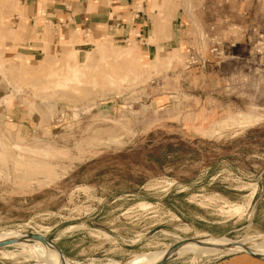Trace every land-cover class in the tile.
<instances>
[{"label":"rangeland","instance_id":"obj_1","mask_svg":"<svg viewBox=\"0 0 264 264\" xmlns=\"http://www.w3.org/2000/svg\"><path fill=\"white\" fill-rule=\"evenodd\" d=\"M150 3L166 53L137 64L116 56L136 44L60 47L0 0V244L19 241L0 264H157L220 238L165 264H264L243 252L264 255V0Z\"/></svg>","mask_w":264,"mask_h":264},{"label":"crops","instance_id":"obj_2","mask_svg":"<svg viewBox=\"0 0 264 264\" xmlns=\"http://www.w3.org/2000/svg\"><path fill=\"white\" fill-rule=\"evenodd\" d=\"M154 0H23L25 23L34 35L44 29H53V42L68 44L73 38L82 40L76 47L85 48L92 41L109 39L113 44H136L149 64L157 63L166 53V43L159 41L163 34V20L149 14ZM155 3V2H154ZM158 7V6H156ZM155 7V8H156ZM156 22V24H155ZM180 32V31H179ZM172 45H179V34L169 33ZM30 33L27 41L17 49L30 58L43 53L44 47ZM57 44V42L55 43ZM62 47L59 43L57 44ZM168 45V44H167ZM171 46V45H169ZM168 46V47H169ZM168 65V62L166 63Z\"/></svg>","mask_w":264,"mask_h":264},{"label":"bare ground","instance_id":"obj_3","mask_svg":"<svg viewBox=\"0 0 264 264\" xmlns=\"http://www.w3.org/2000/svg\"><path fill=\"white\" fill-rule=\"evenodd\" d=\"M131 46V45H130ZM75 52V51H74ZM74 52H72L71 53V55H70V52H69V56H71V57H73L74 55H72ZM121 53L120 54H117L116 56H118V58L120 57V60L121 59H126V60H128L129 59V57H130V55H134V56H136V58H137V60L136 61H134V62H137V64H139V62H138V56L139 57H141V55H140V50H136L135 48H130V49H122L121 51H120ZM75 54V53H74ZM61 55V54H60ZM59 55V57H62V55L60 56ZM68 56V57H69ZM75 56H76V54H75ZM74 56V57H75ZM17 57H19V56H17ZM58 57V58H59ZM122 57H124V58H122ZM126 57V58H125ZM128 57V58H127ZM46 58V57H45ZM48 58V59H47ZM47 58L46 59H44L45 61L46 60H50V58H49V56H47ZM116 58V57H115ZM135 58V59H136ZM15 59H17V58H15ZM117 59V58H116ZM116 59H115V61H116ZM18 60H20V59H18ZM61 60V59H60ZM59 60V61H60ZM118 60V59H117ZM48 61H46V62H48ZM125 61V60H124ZM20 62V61H19ZM45 62V63H46ZM50 62H52V61H50ZM50 62H48V63H50ZM111 62H112V60H111ZM126 62V61H125ZM130 62V61H129ZM44 63V62H43ZM42 63V64H43ZM52 63H54V62H52ZM58 63V62H57ZM60 63V62H59ZM83 63V62H82ZM112 63H114V62H112ZM117 63V62H116ZM54 64H56V63H54ZM74 64H76V65H74ZM72 66H71V68L73 67L74 69H70L69 67V69L71 70V74H70V77H68V79H70L71 78V80L72 79H79V81H80V79H81V77H84V75H85V70H86V68H88L87 66H89V65H87L86 64V68L84 67L85 65V63L83 64V65H81V67L80 66H78L77 64L78 63H74ZM129 64V63H128ZM133 64V63H132ZM70 65V64H69ZM126 65V64H125ZM66 66H68V65H66ZM65 67V66H64ZM82 68V69H80V68ZM141 67V66H140ZM139 67V68H140ZM44 68V67H43ZM43 68H41V70L43 69ZM69 69H67V70H69ZM85 69V70H84ZM121 69V68H120ZM123 69V68H122ZM44 70V69H43ZM72 70H74V71H72ZM114 70H116V69H114ZM139 70V69H138ZM91 71V70H90ZM137 71V70H136ZM141 71V70H140ZM134 72V71H133ZM134 74V73H133ZM25 75V74H24ZM111 75V74H110ZM114 76V75H113ZM108 77V76H107ZM124 77V76H123ZM141 77V76H140ZM85 78H86V76H85ZM110 78V77H109ZM90 80H91V76H90V78H89ZM94 79V78H93ZM64 80V79H63ZM82 80V79H81ZM113 80V79H112ZM138 80V79H137ZM89 81V80H88ZM120 81V80H119ZM144 81V80H143ZM77 81H75L74 82V85H75V83H76ZM116 82V81H115ZM122 82V81H121ZM58 83H60L59 82V80H58ZM57 83V84H58ZM77 83H81V82H77ZM90 83V82H89ZM144 83V82H143ZM67 84V83H66ZM71 85H73V83L71 84ZM82 85V84H81ZM68 87V86H67ZM82 87V86H81ZM74 88V87H73ZM76 88H77V86H76ZM72 89V88H71ZM78 89H79V87H78ZM227 205V204H226ZM238 207V206H237ZM231 210V209H230ZM226 241L225 239H223V238H220V239H212V240H205V241H198V242H196V243H192V244H190V245H188V246H186V247H183L182 249H179V250H177V251H175V256H180V255H182L183 253H185V252H187V251H189V250H192V249H194V248H196V247H201V246H204V245H208V244H211V246H210V249L211 250H217V249H219V248H221V246H223V244L221 243V241ZM226 242H228V241H226ZM231 242H229V244H230ZM24 244H28V242H26V241H24ZM226 244V243H225ZM232 244V243H231ZM31 246V250H34V248L36 247V246H34V245H30ZM229 246V245H228ZM225 247H227L226 245H225ZM225 247H223V248H225ZM233 247V246H232ZM46 248H48V247H46ZM234 248V247H233ZM36 249L37 250H35V252L36 251H38V248L36 247ZM40 249V248H39ZM52 252H51V251ZM40 251H42V252H46L48 255H50L49 257L51 258V260L53 261V263L54 264H73V262L71 263V261H69V260H67V259H64V258H61V257H59V256H56L55 254H53V252L54 253H57V252H55L54 250H52L51 248H48V250H46V251H44L43 249L42 250H40ZM249 251L250 250H244L243 252L244 253H247V254H249V255H252V256H255V257H259L260 259L261 258H264V255L263 254H259V253H257V252H254V251H250V253H249ZM39 252V251H38ZM174 252H172V253H170L169 255H165V256H162V257H160V258H156V257H154V258H152V259H157V264L158 263H161L162 261H164L165 259H167V258H169L172 254H173ZM140 261V262H139ZM126 262V261H125ZM131 262V261H130ZM145 261L144 260H138V262H135V260H133L131 263H122V262H112L111 261V263H109V264H142V263H144Z\"/></svg>","mask_w":264,"mask_h":264},{"label":"water","instance_id":"obj_4","mask_svg":"<svg viewBox=\"0 0 264 264\" xmlns=\"http://www.w3.org/2000/svg\"><path fill=\"white\" fill-rule=\"evenodd\" d=\"M35 239L39 240L40 237L35 236ZM16 243H19V241H18V240H13V241H7V242H4V243H1V244H0V249H2V248H4V247H7V246H10V245H14V244H16ZM175 247H177V248H175V249L173 250L174 253H173L169 258L165 259L164 261H162V262L159 263V264H165L168 260L174 258V257H175V251L179 250V248H181L182 245H179V244H178V245H176ZM173 248H174V247H173Z\"/></svg>","mask_w":264,"mask_h":264}]
</instances>
